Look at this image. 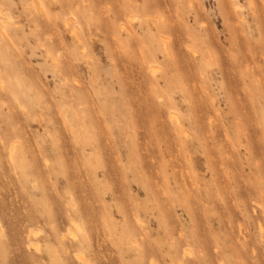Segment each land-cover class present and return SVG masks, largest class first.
<instances>
[{"label":"rangeland","instance_id":"374dc122","mask_svg":"<svg viewBox=\"0 0 264 264\" xmlns=\"http://www.w3.org/2000/svg\"><path fill=\"white\" fill-rule=\"evenodd\" d=\"M0 12V264H264V0Z\"/></svg>","mask_w":264,"mask_h":264},{"label":"bare ground","instance_id":"6f19581e","mask_svg":"<svg viewBox=\"0 0 264 264\" xmlns=\"http://www.w3.org/2000/svg\"><path fill=\"white\" fill-rule=\"evenodd\" d=\"M40 7H41V6H40ZM0 15H2L1 12H0ZM2 16H3V15H2ZM4 17H5V16H4ZM64 18H65V17H64ZM67 19H68V16H67ZM4 20H5V19H4ZM72 20H73V19H72ZM132 20H133V19H132ZM63 21H65V20H63ZM73 21H75V20H73ZM73 21H72V22H73ZM74 23H75V22H74ZM74 23L72 24L70 21L65 22L66 26H69V25H70V26H72V27L74 28V29L72 28L73 31L75 30V28H77V27H76V26H77L76 23H75L76 26H75V27L73 26ZM71 24H72V25H71ZM78 27H79V26H78ZM76 31H77V30H75L74 32H76ZM76 34H78V37L80 36L79 33H78V31L76 32ZM79 38H80V37H79ZM79 38H78V39H79ZM81 38H82V37H81ZM80 40H81V43H82V39H79V42H80ZM164 43H165V41H164ZM85 44H86V43H85ZM77 45H78V44H77ZM82 45H83V43H82ZM78 46H81L80 43H79ZM81 49H85V50H86L87 47H86V48H85V47H84V48L81 47ZM85 50H83L84 55H85V52H84ZM48 52H51V51H48ZM86 53H87V52H86ZM55 58H56V57H55ZM53 59H54V57H53ZM56 61L59 62L58 58L56 59ZM56 61H55V63H56ZM85 62H86V61H85ZM88 62H89V61H88ZM56 65H57V64H56ZM92 65L94 66V62H93V64H90V65H88V66H90V68H92V67H93ZM57 67H59V66H57ZM59 68H60V67H59ZM60 69H61V68H60ZM151 70H153V73H154V66H153V65H151ZM60 71H61V70H60ZM62 74H63V73H62ZM65 78L67 79V76H66ZM9 79H10V78H9ZM19 79H20V78H19ZM66 79H65V80H66ZM74 79H76V78H74ZM15 80H16V79H15ZM20 80H21V79H20ZM20 80H19V81H20ZM7 82L9 83V81H7ZM13 83H14V82H13ZM18 83H19V82H18ZM18 83H17V84H18ZM21 83H22V81L20 82V84H21ZM9 84H10V83H9ZM10 85H12V84H10ZM10 85H9V86H10ZM7 86H8V85L6 84V87H7ZM18 86H19V85H18ZM20 87H21V86H20ZM7 89H8V90H9V89L12 90V88H7ZM10 90H9V91H10ZM19 90H20V89H19ZM12 92L15 93L16 91H10L11 94H12ZM22 93L24 94V92H22ZM16 94H17V92H16L13 96L16 98L15 100L18 101V100H17V96H16ZM17 95H18V94H17ZM20 101H21V100H20ZM22 107H25V106L22 105ZM22 107H21V108H22ZM171 115H172L175 119H177V116H176V114H175L174 111L171 113ZM63 236L66 237L67 235L65 236V235L63 234ZM35 246H36V245H35ZM36 247H37V246H36ZM186 251H187V250H186ZM187 253H188V251H187ZM76 258L78 259V261L80 262V264H86V262H87V261H85L86 259H85L81 254H78ZM88 264H89V263H88Z\"/></svg>","mask_w":264,"mask_h":264}]
</instances>
